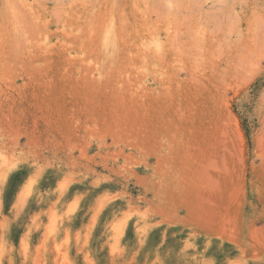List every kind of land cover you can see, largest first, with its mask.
Here are the masks:
<instances>
[{
  "label": "rangeland",
  "instance_id": "rangeland-1",
  "mask_svg": "<svg viewBox=\"0 0 264 264\" xmlns=\"http://www.w3.org/2000/svg\"><path fill=\"white\" fill-rule=\"evenodd\" d=\"M0 264H264V0H0Z\"/></svg>",
  "mask_w": 264,
  "mask_h": 264
}]
</instances>
